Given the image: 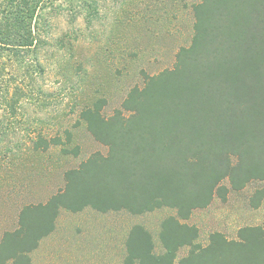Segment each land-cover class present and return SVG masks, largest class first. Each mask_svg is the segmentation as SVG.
I'll return each mask as SVG.
<instances>
[{"label":"trees","instance_id":"1","mask_svg":"<svg viewBox=\"0 0 264 264\" xmlns=\"http://www.w3.org/2000/svg\"><path fill=\"white\" fill-rule=\"evenodd\" d=\"M97 3L2 1L0 99L5 115L15 116L24 95L15 79L18 69L32 82L41 68L50 13L66 11L75 19L80 5L98 14ZM191 13L190 44L179 48L172 68L144 74L143 86L132 88L108 117L102 114L104 98L80 109L79 120L107 147L106 155L94 152L63 173V188L45 203L21 208L16 228L1 237L0 264H31L29 254L55 230L60 210L86 208L132 215L162 208L175 212L161 222V253H155L142 226L130 229L124 264H174L183 247L188 252L177 264H264V226L241 227L236 239L214 232L201 246L195 243L197 227L182 222L215 197L224 203L230 191L264 182V0H200ZM71 144L68 130L62 137L38 132L30 150L59 148L77 157L79 148ZM263 199L264 190H255L250 206L258 208Z\"/></svg>","mask_w":264,"mask_h":264},{"label":"rangeland","instance_id":"2","mask_svg":"<svg viewBox=\"0 0 264 264\" xmlns=\"http://www.w3.org/2000/svg\"><path fill=\"white\" fill-rule=\"evenodd\" d=\"M199 1L98 0V14H88L81 5L75 19L66 11L50 13L41 68L32 82L20 69L15 77L25 88L15 116L4 114L0 99V240L4 232L16 228L23 206L45 203L63 188L66 170L94 152L106 155L107 147L96 142L79 120L80 109L104 98L102 114L108 117L132 88L143 86L144 74L172 68L179 48L190 44L191 5ZM65 130L72 134L71 146L79 148L77 157L59 148L30 150L38 132L62 137ZM259 189L264 190V182L230 191L224 203L215 197L182 222L197 227L195 243L201 246L214 232L236 239L241 227L264 226V199L258 208L249 203ZM172 215L175 212L168 208L143 215L60 210L55 231L29 254L31 264H124L126 239L135 225L150 233L155 253H161L160 225ZM188 249L178 251L174 264Z\"/></svg>","mask_w":264,"mask_h":264},{"label":"crops","instance_id":"3","mask_svg":"<svg viewBox=\"0 0 264 264\" xmlns=\"http://www.w3.org/2000/svg\"><path fill=\"white\" fill-rule=\"evenodd\" d=\"M55 229H56V225H55ZM54 231H55V230H54ZM54 231H53V232H54ZM53 232H52V233H53ZM52 233H51V234H52ZM49 235H50V234H49ZM49 235H48V236H49ZM48 236H47V237H48ZM45 238H46V237H45ZM43 239H44V238H43ZM43 239H42V240H43ZM42 240H41V241H42Z\"/></svg>","mask_w":264,"mask_h":264}]
</instances>
